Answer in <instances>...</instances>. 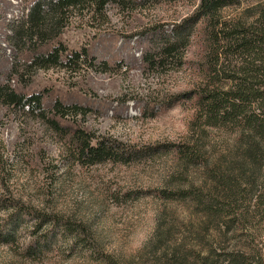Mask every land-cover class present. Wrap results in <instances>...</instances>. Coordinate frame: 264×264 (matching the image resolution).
I'll return each instance as SVG.
<instances>
[{"label":"rangeland","instance_id":"1","mask_svg":"<svg viewBox=\"0 0 264 264\" xmlns=\"http://www.w3.org/2000/svg\"><path fill=\"white\" fill-rule=\"evenodd\" d=\"M28 1L0 0V76L8 70L10 57L3 23L24 13ZM241 2L219 10L220 20L234 16L250 0ZM195 4L196 0H135L110 4L102 11L81 5L66 12L58 34L47 43L79 52L80 65L75 71L38 69L24 75L27 85L18 88L41 92L45 106L53 97L68 104L57 119L89 131L92 141L108 138L124 149L143 152L145 147L162 146L168 151L142 153L127 163L86 164L76 159L68 135L38 118L0 109V264H151L154 256L193 234L208 236L211 242L220 240L217 234H228V246L229 234H254L264 244V221L252 219L243 229L230 226L222 233L216 219H204L196 203L172 194L186 188L207 190L200 168L184 167L173 147L185 150L194 138V101L165 105L172 94L192 88L202 78L203 23L192 27L193 38L163 64L145 68L140 56ZM223 52L231 64L242 56L233 46ZM145 101H150L149 112L141 114ZM71 104L84 109L75 110ZM232 138L216 130L197 143L212 162ZM153 189L163 191V197L150 194ZM51 234L55 235L46 238ZM42 239L47 241L38 247Z\"/></svg>","mask_w":264,"mask_h":264},{"label":"trees","instance_id":"2","mask_svg":"<svg viewBox=\"0 0 264 264\" xmlns=\"http://www.w3.org/2000/svg\"><path fill=\"white\" fill-rule=\"evenodd\" d=\"M134 1L29 0L24 13L3 23V40L10 57L8 70L0 76V109L5 113L38 118L54 131L68 135L76 159L86 164L106 160L127 163L142 153L145 156L168 151L162 146L145 147L143 152L124 149L119 142L108 138L92 141L89 131L57 119L68 104L53 97L48 103L50 108H46L48 104L45 106V96L41 92L27 93L18 88L27 85L24 75L38 69L60 67L69 71L80 65L79 52H66L61 44L51 47L47 43L58 34L66 12L81 5L102 11L110 4ZM241 1L196 0L193 11L172 25L169 34L162 35V40L153 49L145 48L140 56L145 68L163 64L167 56L184 48L193 38L190 37L192 27L203 23L201 32L206 47L202 57L206 56V67L202 78L192 88L172 94L165 105L179 100L194 101V138L185 144V150L184 146L182 149L173 147L175 153L182 155L180 163L184 167L191 164L200 168L207 190L186 188L172 194L196 203L202 217L216 219L217 228H223L222 233L230 226L243 229L252 219L264 221V0H250L229 18L220 20L218 16L219 10L238 6ZM231 46L240 51L239 56L242 55L232 64L225 62L227 56L223 52ZM82 54L88 56L85 50ZM100 65L107 67L105 62ZM149 103H141V114L149 112ZM71 106L79 111L84 109L78 104ZM216 130H222L224 134L227 131L233 138L210 162L206 158L207 150L197 141ZM149 193L163 197L164 192L153 189ZM53 235L46 238L51 239ZM193 235L189 239L187 236L178 239L168 251L154 256L151 264H264V244L259 243L254 234H229L230 246L225 245L228 234H217L220 240L213 242L208 236ZM46 241L42 239L38 247ZM103 257L104 261L105 255Z\"/></svg>","mask_w":264,"mask_h":264}]
</instances>
